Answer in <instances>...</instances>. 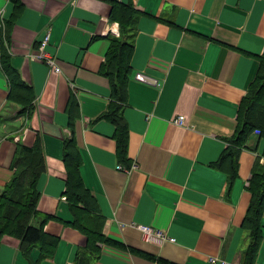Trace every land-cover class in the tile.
Segmentation results:
<instances>
[{"label":"crops","instance_id":"0c3cea01","mask_svg":"<svg viewBox=\"0 0 264 264\" xmlns=\"http://www.w3.org/2000/svg\"><path fill=\"white\" fill-rule=\"evenodd\" d=\"M21 1L11 64L36 100L30 116L10 101L0 64V194L16 173L19 146L41 140L46 168L38 183L40 216L32 223L57 247L40 260L41 247L22 249L19 238L0 236V264H242L251 240L243 223L248 187L257 160L264 162V139L253 133L239 153L231 188L216 164L259 70L264 0ZM114 3L133 5L138 14L123 111L128 165L118 157L116 127L102 118L113 90L100 70L110 38L120 37L119 23L110 19ZM13 11L11 0H0V27ZM48 30L46 52L60 73L31 57ZM178 116H185V127L174 123ZM73 138L85 188L104 219L101 232L128 250L97 243L96 255L74 226L64 162ZM140 226L163 230L174 242H147ZM261 236L255 264H264V214Z\"/></svg>","mask_w":264,"mask_h":264},{"label":"trees","instance_id":"16d2710c","mask_svg":"<svg viewBox=\"0 0 264 264\" xmlns=\"http://www.w3.org/2000/svg\"><path fill=\"white\" fill-rule=\"evenodd\" d=\"M14 4L12 17L0 27V64L6 75L10 91L9 100L22 106V111L30 116L34 111L36 96L12 67L9 44L12 27L24 10L21 0H11ZM111 20L119 23L120 37L110 38L111 45L100 72L111 83V102L108 111L102 116L116 127L115 139L117 153L121 162L128 160L129 128L123 115L127 102L128 85L132 75L131 58L134 51L133 38L138 14L133 5L114 3ZM259 70L254 82L239 108L238 125L229 146L221 156L219 169L227 172L229 188L238 178L239 153L246 147L253 133L259 131V138L264 139V52L258 57ZM264 156V155H263ZM64 162L67 168L66 199L69 201L75 217L74 226L88 236L89 247L99 254L97 243L126 249L125 245L107 239L101 232L104 219L99 216L97 204L90 191L85 188L81 177L82 161L74 138L65 143ZM16 173L11 182L0 194V236L10 235L19 238L22 249L34 246L44 250L40 260L50 258L57 242L48 236L42 228H35L33 220L39 217L37 203L40 198L38 183L45 171L46 163L41 140L33 148L19 146L15 155ZM248 191L251 203L245 218L244 228L250 234V243L243 253L242 264H255L258 249L262 241V218L264 214V162L257 160L250 180ZM45 219V218H44ZM48 218H46L47 220ZM87 221L91 224H88ZM91 227V228H90ZM46 246V248H45ZM132 251L137 252L132 249ZM164 264H171L161 261Z\"/></svg>","mask_w":264,"mask_h":264},{"label":"built area","instance_id":"2783aa9c","mask_svg":"<svg viewBox=\"0 0 264 264\" xmlns=\"http://www.w3.org/2000/svg\"><path fill=\"white\" fill-rule=\"evenodd\" d=\"M117 33V32H115ZM50 38H51V32L48 30L46 36L44 39L41 41L39 49L37 53L32 55V59H38L41 61H44L47 65L54 67L57 73L61 72V68L56 65V60L55 57L46 52V47L50 43ZM174 123L180 127H185L186 126V118L185 116H178L175 120ZM255 134H259V131H256ZM263 162L264 159H261ZM119 169L124 170L125 172H130L129 169H125L122 166H119ZM139 229L141 230L144 240L150 243H156V244H163L165 242H174L173 238H170L166 232L163 230H156L152 227H142L140 226ZM212 262H215L216 260L212 259Z\"/></svg>","mask_w":264,"mask_h":264}]
</instances>
